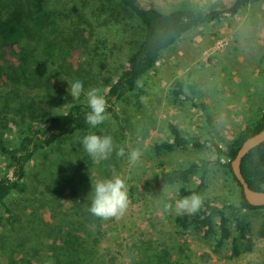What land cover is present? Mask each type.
I'll list each match as a JSON object with an SVG mask.
<instances>
[{
  "label": "trees",
  "instance_id": "trees-1",
  "mask_svg": "<svg viewBox=\"0 0 264 264\" xmlns=\"http://www.w3.org/2000/svg\"><path fill=\"white\" fill-rule=\"evenodd\" d=\"M259 3L264 7V0H228L211 8L183 3L161 11L142 7L138 0H0V264H104L106 257L110 259L108 251L99 248L110 218L88 210V194L96 182L92 174L107 160L91 158L80 135L100 129L111 135L104 129L106 123L119 129L130 122L134 111H140L141 101L135 96L141 82L166 51L192 41L191 36L208 25L233 21ZM76 76L84 79L79 97L67 90ZM173 83L168 90L173 104L197 108L204 119L199 128L205 133L187 137L169 119L167 136L151 140L148 152L162 159L191 147L209 150L210 157L160 169V184L174 188L179 200L191 192L201 195L209 176L219 172L236 195L222 201L202 197L197 212H176L168 238H163V229L154 236L160 264L185 259L184 235L212 253L225 251L230 258L250 254L255 247L251 213L264 206L245 200L230 162L243 141L264 127V104L229 144L221 145L214 115L201 98L202 87L181 78ZM92 87L107 101V116L97 129H90L84 119L89 110L84 92ZM49 153L54 154L53 164H48ZM131 165L124 158L120 166L105 170L122 171L124 178ZM34 170L44 186L39 209H46L47 220L35 209L23 213L17 207L29 193ZM241 171L252 189L264 190V143L243 158ZM258 236H264V214ZM147 262L152 264L146 259L137 264Z\"/></svg>",
  "mask_w": 264,
  "mask_h": 264
},
{
  "label": "rangeland",
  "instance_id": "rangeland-1",
  "mask_svg": "<svg viewBox=\"0 0 264 264\" xmlns=\"http://www.w3.org/2000/svg\"><path fill=\"white\" fill-rule=\"evenodd\" d=\"M22 1L28 3V0ZM227 1L138 0V3L145 8L154 7L168 11L183 3L211 8L221 6ZM42 8H45L43 4ZM191 37L192 41L187 39L179 46L166 51L156 69L141 82L135 96L141 101V104L138 102L140 111H134L132 114L136 116L131 118L130 122L121 124L119 129L111 122L106 123L104 128L107 133H111L113 142L124 148L125 155L117 156L114 153L105 157L107 164L102 161L104 165L99 166V170L92 174L96 181L111 175H120L123 178L122 171L107 170L114 165L120 166L124 158L127 159L131 149L140 151L136 162L126 168L123 178L129 188L128 205L122 214L110 216V221L105 222L107 233L99 248H105L110 259L106 257L107 261H104L103 258L104 264H137L145 259L152 260V264H160L162 254L155 247L154 236L157 230L163 229L162 236L167 239L169 233L173 232L170 218L177 212L178 199L174 188L160 184L157 173L162 168L185 165L193 160L210 157L209 150L191 147L163 155L162 159L153 157L147 150L151 140L167 136L166 122L169 119L175 121L187 137L205 133L199 128L204 119L197 108L187 104L182 107L173 104L168 94V90L173 87V81L176 78L194 80L202 87L201 98L214 115L215 136L221 145L229 144L240 126L252 119L251 117H256V113L264 104L262 3L248 8L229 23L208 25L199 34ZM122 118L124 116L120 117ZM130 140H133L134 144H127ZM46 155L48 164H53L54 154ZM116 158L119 162H116ZM2 160L0 155V170ZM197 179L194 178L193 183H196ZM29 182V193L24 196V201L17 203V207L20 212L23 210V213L35 209L47 218L46 209H39V194L44 189L39 183V173L32 171ZM234 195L236 190L232 183L224 182L219 172H213L201 197L222 201L234 199ZM263 214L264 209L251 213L250 222L255 242L252 253L230 258L228 252L212 253L193 236L184 235L185 259H179L178 264H264V236H258ZM101 249L99 250L105 257L106 254ZM164 264L168 262L165 260Z\"/></svg>",
  "mask_w": 264,
  "mask_h": 264
},
{
  "label": "clouds",
  "instance_id": "clouds-1",
  "mask_svg": "<svg viewBox=\"0 0 264 264\" xmlns=\"http://www.w3.org/2000/svg\"><path fill=\"white\" fill-rule=\"evenodd\" d=\"M69 89L73 97H79L84 91V79L80 76L72 78L68 81V92ZM84 95L89 109L84 115L85 122L90 129H97L107 116L105 111L107 101L95 87L89 88ZM79 141L85 152L93 159L108 157L114 151L117 156L125 155L124 148L116 145L112 136L105 134L102 129L83 132ZM139 155V149L134 148L128 152L127 158L131 163H135ZM89 196L88 210L95 216L107 218L124 212L128 205L129 188L120 175H111L91 184ZM201 204V195L191 192L176 201V211L192 214L199 210Z\"/></svg>",
  "mask_w": 264,
  "mask_h": 264
},
{
  "label": "water",
  "instance_id": "water-1",
  "mask_svg": "<svg viewBox=\"0 0 264 264\" xmlns=\"http://www.w3.org/2000/svg\"><path fill=\"white\" fill-rule=\"evenodd\" d=\"M262 143H264V127L259 132L243 141L235 157L230 162L232 173L241 185L245 200L252 206L260 207L264 206V190H255L249 186L242 174L241 163L243 158L252 149L261 145Z\"/></svg>",
  "mask_w": 264,
  "mask_h": 264
}]
</instances>
